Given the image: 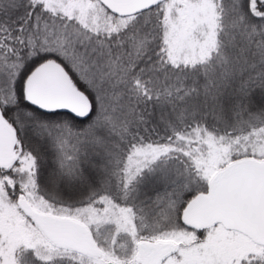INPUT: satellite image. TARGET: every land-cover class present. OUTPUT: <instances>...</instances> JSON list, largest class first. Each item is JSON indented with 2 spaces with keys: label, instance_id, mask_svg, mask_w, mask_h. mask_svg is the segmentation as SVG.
Returning <instances> with one entry per match:
<instances>
[{
  "label": "snow or ice",
  "instance_id": "1",
  "mask_svg": "<svg viewBox=\"0 0 264 264\" xmlns=\"http://www.w3.org/2000/svg\"><path fill=\"white\" fill-rule=\"evenodd\" d=\"M0 264H264V0H0Z\"/></svg>",
  "mask_w": 264,
  "mask_h": 264
}]
</instances>
